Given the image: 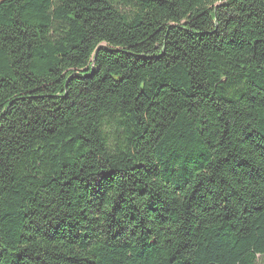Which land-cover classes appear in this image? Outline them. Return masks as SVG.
I'll use <instances>...</instances> for the list:
<instances>
[{"label":"trees","instance_id":"trees-1","mask_svg":"<svg viewBox=\"0 0 264 264\" xmlns=\"http://www.w3.org/2000/svg\"><path fill=\"white\" fill-rule=\"evenodd\" d=\"M0 264H264V0H2Z\"/></svg>","mask_w":264,"mask_h":264},{"label":"rangeland","instance_id":"rangeland-1","mask_svg":"<svg viewBox=\"0 0 264 264\" xmlns=\"http://www.w3.org/2000/svg\"><path fill=\"white\" fill-rule=\"evenodd\" d=\"M2 0H0V2H1Z\"/></svg>","mask_w":264,"mask_h":264}]
</instances>
